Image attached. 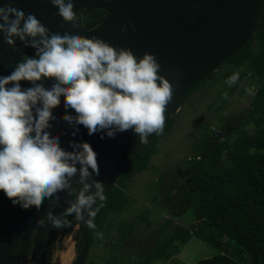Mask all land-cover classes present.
<instances>
[{
	"label": "clouds",
	"instance_id": "obj_1",
	"mask_svg": "<svg viewBox=\"0 0 264 264\" xmlns=\"http://www.w3.org/2000/svg\"><path fill=\"white\" fill-rule=\"evenodd\" d=\"M51 3L63 19L76 20L73 0ZM0 33L9 45L14 37L31 38L36 49L34 56H25L10 74L0 76V192L13 204L38 208L42 198L68 190L75 199L61 215L74 214L76 222L95 231V218L107 199L103 181L93 179L100 175L97 153L86 141L71 144L72 151L61 148L59 135L48 130L49 117L55 115L51 106L63 93L64 108L75 115L61 118L74 126L73 136L79 132L76 126L101 140L131 129L146 144L149 134L163 130L173 84L160 75L154 54L138 57L129 48L76 30L49 31L34 14L11 3L0 6ZM48 74L54 78L45 86L39 81ZM238 80L239 71H234L225 83L232 86ZM22 81L31 84L22 87ZM46 219L57 229L69 223L52 212ZM44 224L45 219L36 220V225Z\"/></svg>",
	"mask_w": 264,
	"mask_h": 264
},
{
	"label": "water",
	"instance_id": "obj_2",
	"mask_svg": "<svg viewBox=\"0 0 264 264\" xmlns=\"http://www.w3.org/2000/svg\"><path fill=\"white\" fill-rule=\"evenodd\" d=\"M261 1L73 0L74 11H106L98 22L83 28L63 19L51 0H0V6L11 3L26 14H34L49 31L76 30L86 38L95 36L113 46L129 48L138 57L145 52L154 54L161 65L160 75L173 84V96L164 113L165 126L180 110L193 87L250 40L259 27ZM122 27H127V31L122 32ZM30 40L14 37L13 44L9 45L0 33V76L10 74L25 56L36 52ZM53 78L48 74L39 82L47 86ZM30 84L21 82L22 87ZM51 111L55 115L49 117L48 130L59 135L61 148L72 151L71 144L86 141L97 153L100 175L93 179L103 181L105 192L158 135L149 134L148 142L141 144L138 134L129 129L115 138L101 140L99 134L88 135L83 126H76L79 132L73 136L74 126L61 118L66 113L75 115L74 110L64 108L63 93ZM72 185L80 187L76 178ZM74 199L75 195L70 196L65 190L51 198H42L38 208L30 204L0 239V264H61L57 258L68 237L75 245V253L67 264H82L89 249L88 229L74 220V214L61 215ZM48 212L69 223L54 228L46 219ZM37 219H45V224L36 225Z\"/></svg>",
	"mask_w": 264,
	"mask_h": 264
},
{
	"label": "trees",
	"instance_id": "obj_3",
	"mask_svg": "<svg viewBox=\"0 0 264 264\" xmlns=\"http://www.w3.org/2000/svg\"><path fill=\"white\" fill-rule=\"evenodd\" d=\"M259 15V27L250 40L196 84L184 101L207 81L215 79L223 68L222 78L227 79L234 71L244 68L252 71L260 82L250 106L226 118L212 133H201L184 166L172 172L170 182L161 181L158 186L157 195L162 198L164 208L178 219L188 213L191 218L187 219L188 226L177 225L168 229V234L156 229L149 236L154 247L144 248L138 259L132 261L128 260V253L108 257L110 264L114 261L116 264L164 263L193 237L217 251L194 264H264V0ZM174 120L175 116L105 192L107 199L95 218L97 228L88 229L89 249L96 232L104 230L114 215L126 207L128 181L148 168L157 153L158 140L170 131ZM29 206L13 204L0 192V239ZM142 219L139 213L131 223L119 226V233H124L122 240L136 233L137 223ZM88 253L82 264H92Z\"/></svg>",
	"mask_w": 264,
	"mask_h": 264
},
{
	"label": "rangeland",
	"instance_id": "obj_4",
	"mask_svg": "<svg viewBox=\"0 0 264 264\" xmlns=\"http://www.w3.org/2000/svg\"><path fill=\"white\" fill-rule=\"evenodd\" d=\"M223 70L224 68L215 79L207 81L200 90L193 93L188 101L183 102L174 115L170 131L158 140L157 153L152 156L148 168L133 175L128 181L125 191L128 197L126 207L121 213L115 214L113 220L101 230L102 237L96 235L89 249L88 256L92 264H110L108 257L117 258L126 253L129 261L136 260L141 250L154 247V240L149 236L156 229L160 233H167L168 229L172 230L177 225L188 226L187 219H191L188 213L178 219L171 217L164 208L162 198L157 195L158 186L161 181L170 182L172 172L184 166L186 159L192 156V148L200 135L212 133L226 118L244 112L250 106L260 84L252 71L242 68L239 70V80L235 85L229 86L225 83L226 79L221 77ZM247 89L252 91H246ZM139 213H142L143 219L138 221L136 233L122 240L124 233H119V226L131 223ZM71 248L69 262L74 258L75 245L71 244ZM215 254V248L193 237L166 262L156 261L153 264H194Z\"/></svg>",
	"mask_w": 264,
	"mask_h": 264
},
{
	"label": "flooded vegetation",
	"instance_id": "obj_5",
	"mask_svg": "<svg viewBox=\"0 0 264 264\" xmlns=\"http://www.w3.org/2000/svg\"><path fill=\"white\" fill-rule=\"evenodd\" d=\"M110 1V0H108ZM77 18L74 22L80 27H88L100 19H102L106 15V11L103 9H92L90 12L86 13L84 9H77L76 11ZM155 246V243L153 241Z\"/></svg>",
	"mask_w": 264,
	"mask_h": 264
},
{
	"label": "bare ground",
	"instance_id": "obj_6",
	"mask_svg": "<svg viewBox=\"0 0 264 264\" xmlns=\"http://www.w3.org/2000/svg\"><path fill=\"white\" fill-rule=\"evenodd\" d=\"M71 252H72V248H71L70 238L68 237L65 240V244L63 245V248L57 259H59V262L61 264H67L69 262L68 261L69 258L71 257Z\"/></svg>",
	"mask_w": 264,
	"mask_h": 264
}]
</instances>
